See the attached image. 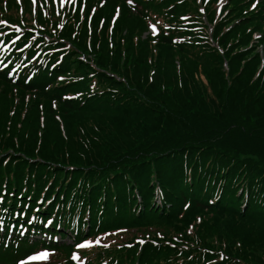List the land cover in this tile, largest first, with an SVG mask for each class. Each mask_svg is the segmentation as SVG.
Listing matches in <instances>:
<instances>
[{
  "label": "trees",
  "instance_id": "1",
  "mask_svg": "<svg viewBox=\"0 0 264 264\" xmlns=\"http://www.w3.org/2000/svg\"><path fill=\"white\" fill-rule=\"evenodd\" d=\"M0 21V264L97 236L85 264H264V0H0Z\"/></svg>",
  "mask_w": 264,
  "mask_h": 264
},
{
  "label": "snow or ice",
  "instance_id": "2",
  "mask_svg": "<svg viewBox=\"0 0 264 264\" xmlns=\"http://www.w3.org/2000/svg\"><path fill=\"white\" fill-rule=\"evenodd\" d=\"M51 2L53 4L59 3L61 7L64 6L65 3H75V0H51ZM127 2L129 4L132 3V0H127ZM206 2V0H205ZM17 3H19V0H17ZM33 5H35L36 0H32ZM45 3H47V0H45ZM256 5L253 4L252 7H255ZM118 14V12H117ZM0 23H3V21H0ZM160 22L157 21V24H159ZM162 27L167 30V28L169 27V25H162ZM149 28L151 29L152 34H155L157 29L156 26L153 24H149ZM153 43H155V41H153ZM57 63H59V61H57ZM7 67V66H5ZM6 75H11L10 72H6ZM59 79H63L62 77H60ZM24 207H27V205H25ZM185 207H188V205H185ZM4 212H8V209H2ZM21 216H23V213H20ZM0 223H3L2 218H0ZM27 223L29 225L33 224V219H28ZM53 221L51 219H48L46 223H44L43 227L44 228H48L49 225H52ZM56 227H59V225H56ZM8 232L12 231L11 227H8L7 229ZM27 230L24 229L23 227H21V229L18 230V234L19 236L23 237L25 235V232ZM118 231H126V229H119ZM115 233H105V235H114ZM157 236H160V233H157ZM39 239H47L46 234H44V236H38L35 231H33V235H32V239L30 242H36ZM52 239H56L55 237H53ZM175 239V238H174ZM138 244L143 245L145 243V240L140 239L137 241ZM153 243H155V241H153ZM167 243V241H166ZM94 246H101L103 248H108L109 244L108 243H102L101 242V238L99 236L95 237L92 240L89 239H83L81 242H78L74 245V248L76 250H80V249H89L92 248ZM117 247H132L131 244H127V245H117ZM74 250L71 254H70V261L74 262V264H85L86 261V257L81 259L78 251ZM54 254V251L49 250L48 248H41L35 252L29 253L25 258L18 260L17 264H49V257L52 256ZM189 259H191V257H189ZM220 259L223 260L224 257L220 256ZM208 264H215L214 261L209 260Z\"/></svg>",
  "mask_w": 264,
  "mask_h": 264
},
{
  "label": "rangeland",
  "instance_id": "3",
  "mask_svg": "<svg viewBox=\"0 0 264 264\" xmlns=\"http://www.w3.org/2000/svg\"><path fill=\"white\" fill-rule=\"evenodd\" d=\"M65 4H66V3H65ZM211 29H212V28H210V30H211ZM142 38H143V39H146V38H147V35H143ZM261 50H262V49L260 48V52H261ZM0 231H2V229H0ZM1 234H2V233H0V236H1Z\"/></svg>",
  "mask_w": 264,
  "mask_h": 264
}]
</instances>
